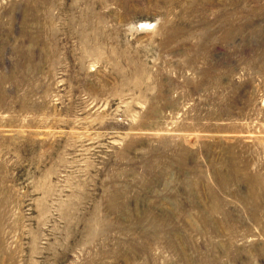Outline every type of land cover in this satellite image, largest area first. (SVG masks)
<instances>
[{
	"label": "rangeland",
	"instance_id": "rangeland-1",
	"mask_svg": "<svg viewBox=\"0 0 264 264\" xmlns=\"http://www.w3.org/2000/svg\"><path fill=\"white\" fill-rule=\"evenodd\" d=\"M0 264H264V0H0Z\"/></svg>",
	"mask_w": 264,
	"mask_h": 264
}]
</instances>
